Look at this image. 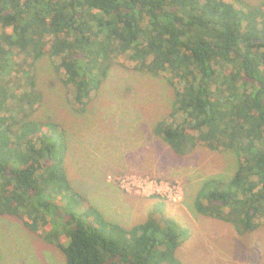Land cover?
Segmentation results:
<instances>
[{"label":"trees","instance_id":"trees-1","mask_svg":"<svg viewBox=\"0 0 264 264\" xmlns=\"http://www.w3.org/2000/svg\"><path fill=\"white\" fill-rule=\"evenodd\" d=\"M123 57L167 79L172 109L153 130L174 153L237 156L232 175L199 183L194 211L240 235L264 225V2L247 0H0V215L63 264H185L190 227L162 202L132 226L109 220L71 182L66 128L36 116L44 58L85 110Z\"/></svg>","mask_w":264,"mask_h":264},{"label":"rangeland","instance_id":"rangeland-1","mask_svg":"<svg viewBox=\"0 0 264 264\" xmlns=\"http://www.w3.org/2000/svg\"><path fill=\"white\" fill-rule=\"evenodd\" d=\"M120 61L125 63L110 69L85 110L75 104L51 60L38 63L45 98L36 116L52 117L66 128L73 186L109 220L125 226L144 221L155 203H164L167 216L192 230L179 249L185 264H264V225L240 235L232 224L194 211L199 183L232 175L236 154L206 146L185 156L174 153L153 130L172 109L167 79L135 69L124 57ZM64 259L55 244L19 219L0 215V264H63Z\"/></svg>","mask_w":264,"mask_h":264}]
</instances>
